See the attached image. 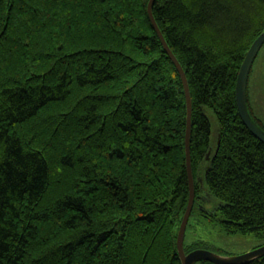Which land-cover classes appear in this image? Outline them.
<instances>
[{
	"label": "trees",
	"instance_id": "1",
	"mask_svg": "<svg viewBox=\"0 0 264 264\" xmlns=\"http://www.w3.org/2000/svg\"><path fill=\"white\" fill-rule=\"evenodd\" d=\"M147 2L0 0V264H181L186 97ZM152 14L190 92L191 213L259 234L264 142L235 83L264 0H154Z\"/></svg>",
	"mask_w": 264,
	"mask_h": 264
},
{
	"label": "water",
	"instance_id": "2",
	"mask_svg": "<svg viewBox=\"0 0 264 264\" xmlns=\"http://www.w3.org/2000/svg\"><path fill=\"white\" fill-rule=\"evenodd\" d=\"M154 0H148L146 10L148 13V17L151 21L152 26L155 28L158 37L163 45L164 50L176 66L183 85H184V92L186 97V106H187V124H186V134H185V158H186V170L188 176V184H189V195L187 200V205L183 212L181 222L177 231L176 235V248L181 260V264H195L199 260H207L213 262L215 264H244L249 262L255 258L264 256V244L260 245L250 251L239 255H231V256H224L220 255L214 251L204 249V248H195L188 252L184 250V235H185V228L187 225V221L189 219L194 197H195V188H194V177L191 168V160H190V133H191V98L190 92L186 80V76L184 71L182 70L179 62L177 61L176 57L173 55L171 50L169 49L168 45L166 44L161 32L158 29V26L153 18L152 14V5ZM264 42V31H262L251 43L249 49L247 50L243 61L240 65L236 83H235V96H236V105L239 116L245 126L252 132L254 136H256L260 141L264 142V130L256 124V122L252 119L247 99H246V86L249 71L252 65V62L260 48V46ZM209 151L206 153V158L208 157Z\"/></svg>",
	"mask_w": 264,
	"mask_h": 264
},
{
	"label": "rangeland",
	"instance_id": "3",
	"mask_svg": "<svg viewBox=\"0 0 264 264\" xmlns=\"http://www.w3.org/2000/svg\"><path fill=\"white\" fill-rule=\"evenodd\" d=\"M247 84L250 109L264 123V42L252 62ZM199 212L202 210L195 207L190 215L189 223L193 224L195 233L190 231L189 226L186 228L184 237L186 245L195 240L199 248L231 256L245 253L264 244V230L259 234L228 232L220 222L224 216L218 209H214L211 214Z\"/></svg>",
	"mask_w": 264,
	"mask_h": 264
},
{
	"label": "bare ground",
	"instance_id": "4",
	"mask_svg": "<svg viewBox=\"0 0 264 264\" xmlns=\"http://www.w3.org/2000/svg\"><path fill=\"white\" fill-rule=\"evenodd\" d=\"M148 14V13H147ZM149 18V17H148ZM150 20V19H149ZM151 22V21H150ZM154 28V27H153ZM159 29V28H158ZM154 30H155V28H154ZM156 31V30H155ZM160 31V30H159ZM157 33V32H156ZM158 35V34H157ZM182 68V67H181Z\"/></svg>",
	"mask_w": 264,
	"mask_h": 264
}]
</instances>
